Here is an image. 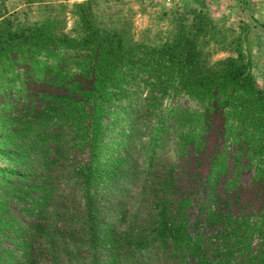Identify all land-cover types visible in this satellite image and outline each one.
Instances as JSON below:
<instances>
[{
    "label": "trees",
    "instance_id": "1",
    "mask_svg": "<svg viewBox=\"0 0 264 264\" xmlns=\"http://www.w3.org/2000/svg\"><path fill=\"white\" fill-rule=\"evenodd\" d=\"M93 1L79 4L80 39L50 22L0 17V264H231L248 247V223L199 206L207 235L187 216L190 200H172L174 170L159 175L157 163L167 135L158 113L169 91L195 100L204 110L165 111L186 127L180 156L204 147L206 111L254 166L263 162L264 90L239 49L207 61L198 43L213 26L195 9L155 49L126 29L96 27ZM131 197L141 203L129 213Z\"/></svg>",
    "mask_w": 264,
    "mask_h": 264
},
{
    "label": "rangeland",
    "instance_id": "2",
    "mask_svg": "<svg viewBox=\"0 0 264 264\" xmlns=\"http://www.w3.org/2000/svg\"><path fill=\"white\" fill-rule=\"evenodd\" d=\"M85 1L0 0V17H9L22 25L50 22L57 32L80 39L84 35V25L79 4ZM188 9L200 12L213 26L211 35H202L198 43L207 61L214 63L229 56L235 57L234 50L239 49L248 62L256 86L264 90V0H95L91 6L96 27L126 29L136 44L155 49L172 38L177 19ZM146 93L144 89V97ZM169 109L181 113L180 117L204 109L195 100L181 93L170 94V91L161 102L159 124L165 130H161L160 136L164 132L167 135L165 145L158 149L157 163L165 164L159 175L170 177L174 170L171 178L175 188L170 197L173 201L190 200L187 216L191 222L200 218L201 229L207 235L210 230L202 227L206 212L200 211L199 206L248 223V247L235 253L231 264H259L258 251L264 248V240L260 239L261 230L264 232V225L260 227L264 220V180L259 176V171L264 170V153L263 162L254 166L249 165L243 156L239 158L237 149L223 139L222 118L205 111L203 118L208 125L202 136L204 147L181 157L180 136L186 132V127L179 125L170 114H165ZM153 123L157 121L153 120ZM146 140L148 137H144L143 142ZM170 163L174 164L173 168ZM137 190L133 189V193ZM140 203L135 197L128 199V212H134ZM151 264L167 263L161 259L153 260Z\"/></svg>",
    "mask_w": 264,
    "mask_h": 264
}]
</instances>
